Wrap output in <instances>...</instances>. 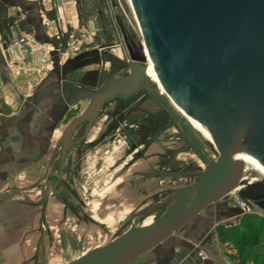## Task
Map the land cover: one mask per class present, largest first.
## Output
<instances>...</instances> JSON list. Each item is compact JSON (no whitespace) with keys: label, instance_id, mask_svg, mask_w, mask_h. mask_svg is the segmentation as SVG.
I'll use <instances>...</instances> for the list:
<instances>
[{"label":"water","instance_id":"95a60500","mask_svg":"<svg viewBox=\"0 0 264 264\" xmlns=\"http://www.w3.org/2000/svg\"><path fill=\"white\" fill-rule=\"evenodd\" d=\"M146 57L163 90L192 123L208 132L217 151L203 170L186 171L174 178L195 175L191 184L175 189L162 201L134 213L129 227L110 242L96 246L65 264H130L161 244L211 204L240 187L245 167L264 172V0H129ZM107 44L96 51L98 64H110L99 72L97 87L64 78L42 84L24 118L49 93L58 91L65 105L88 100L86 109L72 119L62 134L60 166L69 136L81 122L86 130L101 106L114 98H127L139 90L160 96L157 84L146 74L144 61L130 59L128 74L114 78L122 60L108 55ZM105 78V80H103ZM102 83V84H101ZM154 84V85H152ZM181 149L173 151L176 156ZM50 180L41 185L39 238L33 258L47 228L46 208ZM254 196L245 188L237 195L256 202L264 210V180L256 182ZM159 208L153 222L134 226L133 219ZM241 214V212H240Z\"/></svg>","mask_w":264,"mask_h":264},{"label":"rangeland","instance_id":"374dc122","mask_svg":"<svg viewBox=\"0 0 264 264\" xmlns=\"http://www.w3.org/2000/svg\"><path fill=\"white\" fill-rule=\"evenodd\" d=\"M106 2L112 14V21L117 33V42L114 45H118V48L110 49L107 54L115 55L122 61H129L132 58L144 61L146 53L128 0H106ZM35 3L53 10L58 16V22L56 20L57 28H59V25L63 28L70 26L71 17L67 15L69 14V8L72 7L70 0H36ZM92 36L88 29L81 32L77 30L70 41L83 40L80 51H84L83 49L86 47L90 48L86 46V43L90 40L93 41ZM68 56H71V53ZM125 71L128 70L123 68L117 73H124ZM162 98L172 110L176 111L175 104L166 93H162ZM84 106L85 102H82L78 111L83 109ZM143 108L154 112L158 111L157 105L150 99L143 104ZM184 117L186 118V116ZM186 120L193 132L205 143V147L209 145L207 149L212 159H216L218 155L213 144L205 139L187 118ZM64 124L65 120L60 121L54 130L52 140L49 141V138H47V141L46 139V145L43 146L45 152L38 159L39 171L37 177L22 176L18 177L16 182H13V180L9 182L8 180V182L0 185V264H65L96 246H102L110 242L129 227L127 220L134 213L153 206L171 193V191L162 192L160 190L162 185L157 181L141 182L142 178H140L139 184L135 181L137 187H135L133 193L119 189V186H121L120 180L115 181V173L109 164L114 158L127 153L128 142L124 136H118L113 146L114 153L106 161H102L104 165L102 172L94 175L91 172L93 169H89V176H86V179H82L83 175H81V178L76 181L77 191L74 196L68 199L69 205L67 208L64 206L63 197L49 198L46 208L48 231L44 230L38 257L28 263L27 260L34 253V245L39 236L38 220L40 215L39 202L41 200V191L31 188L36 183V179L44 182L43 176L45 174L57 171L58 157L56 154L58 152L54 153L53 147L56 140L61 136ZM97 128L98 126L95 130ZM49 136L51 137V132ZM159 150L160 145L153 144L147 155H145L149 160L135 162L133 173L142 175L156 169L153 158ZM47 155L49 159L53 156L52 162H47ZM192 156L193 154L189 152L180 155L182 162L185 163L191 160L198 169L203 168V164L199 159ZM53 162H55V165H53ZM194 179L185 176L178 181L165 184H169L173 188L179 185H188ZM263 180L264 178L258 172H248L243 177L240 186L242 188L248 183ZM153 184H155L154 188L151 186ZM142 190L147 191L142 193ZM231 198L234 199L233 193L211 204L207 209L211 206L214 207L217 203L230 201ZM247 204L250 208L246 213L247 215L241 214L236 217L235 223L230 225L222 220L223 223L215 227L214 235L218 249L216 248L213 251L212 258L214 259L209 258L207 253L203 254L201 261L204 264H257L264 256V230L257 237L258 244L247 246L236 237L227 236L224 233L226 230L238 229L239 233L249 235V237L246 236V240L251 244L252 237L250 235L253 233V228L259 227L261 224L264 229V210L256 202L247 201ZM164 210L165 208H159L147 216H137L133 219V225L149 224L160 216ZM221 231V236H219Z\"/></svg>","mask_w":264,"mask_h":264},{"label":"crops","instance_id":"0c3cea01","mask_svg":"<svg viewBox=\"0 0 264 264\" xmlns=\"http://www.w3.org/2000/svg\"><path fill=\"white\" fill-rule=\"evenodd\" d=\"M35 1L0 0L3 15L0 18V25L5 28L8 24V17L15 18V22L9 28L8 37L16 38L23 33H32L41 51L40 54H35L31 61L38 62L45 58V61L48 60L51 63L50 70L37 89L44 83H51L60 78L74 83H82L81 78L86 73L96 70L98 64L93 57L85 60H75V58L89 51L96 52L102 46L114 45L117 42V33L106 0H78V3L76 0H70L72 7L69 8L67 15L71 17V23L67 28L61 27L63 32L69 30L64 40H69V34L83 28L89 30L93 35V40L96 33L109 34L106 38L108 40L113 38L111 43L101 39L102 42L97 41L94 45H90L91 41L86 45L90 48L86 47L83 49L84 51L71 56L59 50L58 44L62 40L57 42L47 31V22L56 23V20L58 22V16L55 14L56 20L47 17L44 10L50 9L42 6L43 10ZM11 77L0 33V185L8 180L16 182V179L22 176L37 177L38 159L45 152L43 146L46 145L47 138H52V135L51 137L49 135L53 123L57 120L62 121L60 116L64 108L62 95L60 92L54 91L46 95L35 106L31 114L24 118H18L31 104V97L22 98L16 92ZM3 105L7 106L9 111H5ZM46 160L49 163L48 155ZM240 215L233 198L230 201L217 203L167 238L161 244L159 252L156 249L148 251L131 264H204L201 261L203 254L207 253L209 258L214 259L212 258L213 251L218 249L214 235L215 227L223 223L222 220L228 222L229 225L235 223L236 217ZM43 237L44 233L40 246ZM34 253L27 260L28 263L38 257L37 255L36 258H33Z\"/></svg>","mask_w":264,"mask_h":264},{"label":"flooded vegetation","instance_id":"af4514ba","mask_svg":"<svg viewBox=\"0 0 264 264\" xmlns=\"http://www.w3.org/2000/svg\"><path fill=\"white\" fill-rule=\"evenodd\" d=\"M89 57H93L94 61L98 62L99 55L95 51L81 54L75 60H85ZM127 62L125 60L122 61V64L119 65V68L113 75L114 78L128 74L129 67L127 66ZM110 67L109 63L104 67L98 64L96 70L86 73L81 78V84L96 88L100 75L99 72L101 70L108 72ZM123 68L128 71L118 74L117 72ZM159 94L160 96H157L146 90H139L127 98H114L105 102L87 130L86 125L88 121L79 123L73 129L69 136L68 148L63 164L60 166L59 152L63 144L61 136L72 119L81 114L89 103L88 100H81L73 105L66 106L65 100L69 101L71 96L65 95V98H63L64 108L60 116L62 120H65V124L61 136L56 140L53 147V152H58L56 154L58 157L56 163L57 171L45 174L43 176L44 182L39 179L38 181L36 180L31 189H39L41 191V185L45 187L46 182L50 180L49 198L63 197L64 206L67 208L69 205L68 199L76 194V181L81 178V175H83L82 179H86V176H89V169H93L91 172L94 175L102 172V168L104 167L102 161H106L114 153V143L117 137L121 135L128 142L127 153L114 158L109 164L115 173V181L120 180L121 186H119V189L121 191L133 193L135 187H137L136 184L140 182V178H142L141 182L157 181V183L162 185L160 189L162 192L173 191L187 186L179 185L172 188L171 185H166L165 183L175 182L185 177L174 178L176 174L186 171L203 170L207 159H212L207 149L209 145L205 147V143L198 138L196 133L186 123V118L178 113L177 110H172L165 100H163L160 91ZM148 99L157 105V112L143 108V104ZM82 102H85V106L78 111ZM59 121H55L50 129L52 136ZM96 126H98L97 130H95ZM49 140H52V138ZM155 143L160 145V150L153 158L156 169L142 175L133 173L135 162L149 160L145 155H147L148 150ZM176 149H181V151L176 156H173V151ZM187 152L192 153V157L198 158L201 164H203V168L198 169L191 160L185 163L182 162L180 155ZM128 159L130 160L128 161ZM52 160L53 156L49 161L52 162ZM53 165H55V162H53ZM188 176L195 178L194 181L198 178L195 175ZM255 183H248L242 186V188L247 189L249 194L254 196L256 193H254L253 189L257 188ZM151 186L154 188L155 184ZM146 191L142 190V193H146ZM46 231H48V225Z\"/></svg>","mask_w":264,"mask_h":264},{"label":"built area","instance_id":"2783aa9c","mask_svg":"<svg viewBox=\"0 0 264 264\" xmlns=\"http://www.w3.org/2000/svg\"><path fill=\"white\" fill-rule=\"evenodd\" d=\"M47 31L58 42L62 39L63 31L61 26L57 28L56 23L47 22ZM84 31L83 29L79 32ZM75 36V33L69 34V40L60 42L59 50L64 54L71 55L80 52L83 40L75 39L70 41ZM92 40H90L91 42ZM88 42V43H90ZM86 43V44H88ZM118 45H112L111 49L118 48ZM41 48L38 45L34 35L32 33H23L16 38H8V41L4 47V52L7 58V66L12 75L11 82L16 92L22 98H29L33 96V93L45 77L46 73L51 68V63L43 58L41 61L32 62L31 58L35 54H40ZM241 189V186L233 191L234 201L241 212L246 214L250 208L247 201L237 195V191ZM228 262V261H227Z\"/></svg>","mask_w":264,"mask_h":264},{"label":"trees","instance_id":"16d2710c","mask_svg":"<svg viewBox=\"0 0 264 264\" xmlns=\"http://www.w3.org/2000/svg\"><path fill=\"white\" fill-rule=\"evenodd\" d=\"M77 1V3H78V0H76ZM2 7L0 6V18L3 16L2 15V9H1ZM41 8H42V6H41ZM43 9V8H42ZM44 10V9H43ZM45 11V14H46V16L47 17H49V18H52V19H55L56 20V16H55V13L53 12V10H44ZM15 22V18H12V17H8V24H7V26L5 27V28H3L1 25H0V33H1V37H2V43H3V46L5 47V45H6V43H7V41H8V33H9V28H10V26L11 25H13V23ZM68 33H69V30L68 31H65V32H63V37H62V42H65L66 40H64V38L68 35ZM109 34H102V33H96L95 34V38H94V40L91 42V44L90 45H94L97 41L100 43V42H102V40H104V41H107V43H111V41L113 40V38H111V39H106V38H108L107 36H108ZM102 39V40H101ZM60 40V41H61ZM63 44V43H62ZM3 107V109L5 110V111H9V108L7 107V106H5V105H3L2 106ZM244 215H247V214H244ZM219 230H221L220 228H219ZM262 230H264L263 229V226L260 224V226L259 227H255V228H253V233L250 235V237H252V243L251 244H249L248 243V240H246V236L248 235V234H246V235H244V233H239L238 232V229L237 230H233V231H231V230H226V231H224V233L228 236H230V235H232V237H236L237 239H239L240 241H242V243L245 245V246H247V245H256V244H258V240H257V237H258V235H259V233L262 231ZM234 231H236V232H234ZM221 233H222V231L221 232H219V236H221ZM239 236V237H238ZM248 237H249V235H248ZM257 264H264V256L257 262Z\"/></svg>","mask_w":264,"mask_h":264},{"label":"bare ground","instance_id":"6f19581e","mask_svg":"<svg viewBox=\"0 0 264 264\" xmlns=\"http://www.w3.org/2000/svg\"><path fill=\"white\" fill-rule=\"evenodd\" d=\"M128 3H129V5H130V1H129V0H128ZM130 8H131V5H130ZM134 18H135V17H134ZM146 59H147L146 63L143 64V67L145 68V72H146V74L150 76L151 81H153V83L157 84V86H158V88H159V91H160L161 93H164V94H165V91L163 90L161 84L159 83V81H158V79H157V76H156V74H155V72H154V70H153V68H152V66H151V64H150V62H149V59H148L147 57H146ZM174 107L176 108V110H177L180 114L186 116L185 114H183V113L180 111V109H179L177 106H174ZM188 120H189V119H188ZM189 121H190V120H189ZM190 123H191L195 128H197V129L201 132V134L204 136L205 139H207V140H209V142H211V139L209 138V134H208V132L203 131L198 125L192 123L191 121H190ZM248 172H258V173L264 178V172L257 171V170H254V169H251V168H248V167H245L243 177H244ZM46 229H47V228H46ZM46 229H45V230H46Z\"/></svg>","mask_w":264,"mask_h":264}]
</instances>
